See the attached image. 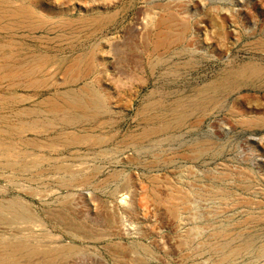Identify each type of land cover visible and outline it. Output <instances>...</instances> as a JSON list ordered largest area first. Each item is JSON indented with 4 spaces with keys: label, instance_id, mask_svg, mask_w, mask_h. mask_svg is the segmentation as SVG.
<instances>
[{
    "label": "rangeland",
    "instance_id": "obj_1",
    "mask_svg": "<svg viewBox=\"0 0 264 264\" xmlns=\"http://www.w3.org/2000/svg\"><path fill=\"white\" fill-rule=\"evenodd\" d=\"M0 6L1 14L26 6L37 17L36 28L0 23V143L47 160L24 174L41 176L40 184L12 183L0 165V203L16 201L38 220L1 224L0 234L36 241L46 233L57 249H75L55 264L264 262L232 252L249 236L264 244V0H0ZM166 19L172 40L155 50ZM86 64L93 72L80 75ZM84 87L104 102L94 119L68 111L67 101ZM52 99L61 105H49ZM76 137L86 140L62 143ZM199 143L205 147L198 155ZM55 163L90 182L58 188L49 172Z\"/></svg>",
    "mask_w": 264,
    "mask_h": 264
},
{
    "label": "bare ground",
    "instance_id": "obj_2",
    "mask_svg": "<svg viewBox=\"0 0 264 264\" xmlns=\"http://www.w3.org/2000/svg\"><path fill=\"white\" fill-rule=\"evenodd\" d=\"M5 5L2 3V6ZM11 5V4H10ZM1 7V6H0ZM6 7V6H5ZM18 8V7H17ZM25 9H19L18 12H4V13H0V23L3 24L6 28H14V27H20V26H30V25H34L32 24V19L34 15V13H31L30 12V9H27L26 10V6L24 7ZM3 9V8H2ZM5 9V8H4ZM3 9V10H4ZM11 11V9H9ZM4 11H7L4 10ZM1 12V11H0ZM33 12V11H32ZM33 14V15H32ZM40 17V16H39ZM37 18V17H35ZM35 21V20H34ZM38 21V20H36ZM35 21V23H36ZM39 21H42V20H39ZM168 20H163L161 22V26L164 25V29L161 31L159 30L157 32L158 36H157V41H153L155 42V46L153 47L155 50H158L160 49L161 47H164L167 45L168 43V40H169V37L170 35L172 34L170 31H169V27H171V23L169 25V22H167ZM38 23V22H37ZM66 24V23H64ZM36 25V24H35ZM34 25V26H35ZM37 26V25H36ZM36 26L34 28H36ZM33 27V26H32ZM31 27V28H32ZM24 28V27H23ZM188 28V27H187ZM15 29V28H14ZM27 29V28H26ZM17 30V29H15ZM19 30V29H18ZM180 33V32H179ZM177 34V33H176ZM184 35V33H182ZM182 34H178L177 37L174 39L175 41H179L182 39L183 35ZM172 38V37H171ZM172 40V39H171ZM169 40V42L171 41ZM152 42V43H153ZM169 44V43H168ZM170 45V44H169ZM168 46V45H167ZM172 46V44H171ZM169 47V46H168ZM90 58V57H89ZM88 58V59H89ZM78 59V58H77ZM76 59V60H77ZM80 59V58H79ZM82 59V58H81ZM80 59V60H81ZM77 60L78 62H73L74 64L75 63H78V65L80 63H82V60ZM91 60V59H90ZM90 64L92 62H89ZM88 63V60H87V64ZM86 64V65H87ZM44 65V64H42ZM72 65V64H71ZM78 65L76 67H78ZM94 65V64H92ZM10 66V65H9ZM8 66V68H9ZM83 66V65H82ZM69 67H71L69 65ZM74 66H72L71 68H73ZM75 67V68H76ZM24 68V67H23ZM46 68V67H45ZM68 69V70H72V69ZM81 68V67H80ZM94 68V66H93ZM33 69V68H32ZM37 69V68H36ZM35 69V70H36ZM40 69V68H38ZM74 69V68H73ZM86 71L85 73H83L85 70L83 69V72L80 73V75H86L88 74L89 72H91L92 70V66L91 65H87L86 66ZM33 71V72H36V71ZM44 70V69H43ZM50 70V68H49ZM32 71V70H31ZM31 71H29L31 73ZM42 71V70H41ZM40 71V72H41ZM79 71V69H78ZM81 71V70H80ZM79 71V72H80ZM69 72V71H68ZM67 72V74H69ZM79 72H76L75 74L79 73ZM93 72V71H92ZM26 73V72H25ZM24 73V75H25ZM27 72L26 76L28 74H30ZM39 73V72H38ZM37 73V74H38ZM40 74V73H39ZM23 75V76H24ZM32 73L29 75L31 76ZM43 75V74H42ZM74 75V74H72ZM79 75V77H80ZM91 75V74H90ZM22 76V75H21ZM77 76L76 77V80L78 78V74L75 75ZM74 76V78H75ZM89 76V75H88ZM25 77V76H24ZM23 77V79H24ZM73 77V76H71ZM70 77V78H71ZM87 77V76H86ZM90 77V76H89ZM87 77V78H89ZM21 78V77H20ZM49 78V77H47ZM46 78V79H47ZM51 78V77H50ZM53 78V77H52ZM73 78V79H74ZM86 79V78H85ZM42 82L44 84H46L44 81L45 79L42 78ZM72 80V78H71ZM80 81V79H78ZM77 80V81H78ZM70 82V81H69ZM39 82H37L36 84H38ZM74 83V82H73ZM72 83V84H73ZM41 84V82H40ZM35 85V84H34ZM39 85V84H38ZM42 85V84H41ZM40 85V86H41ZM88 85V84H87ZM86 86V85H85ZM89 86V85H88ZM32 87V85H31ZM36 87V85H35ZM38 88V86H37ZM83 88V87H81ZM83 91V93H82ZM81 93L82 95L81 96H75V97H71L69 98L70 100L67 101L68 103V111L71 113H75V114H84L86 117H89L91 119H94L95 117L99 116L100 114L104 113L103 109H104V102L102 100V98L97 94V93H94V91H91L90 90V87H84V90L82 89ZM13 99V98H12ZM50 99V97L48 98V100ZM54 99V98H53ZM52 99V100H53ZM63 99V98H62ZM26 100V99H25ZM51 100V99H50ZM49 100V101H50ZM55 100V99H54ZM54 100H53V103L49 102L48 104L49 105H52V104H55L54 103ZM63 101V100H62ZM65 103H66V100H64ZM25 102V101H24ZM47 103V102H46ZM57 103V102H56ZM60 103V102H59ZM64 103V102H63ZM66 103V105H67ZM36 105V104H35ZM42 105V104H41ZM40 105V106H41ZM44 105V103H43ZM48 105V106H49ZM57 105H61L60 104H57ZM57 105L55 104V106L57 107ZM39 106V107H40ZM46 106V105H45ZM53 106V105H52ZM54 107V108H56ZM48 108V107H47ZM50 108V107H49ZM48 108V109H49ZM60 108V107H59ZM62 108V107H61ZM64 108V107H63ZM28 109V108H27ZM45 109V108H44ZM52 109V108H51ZM58 108H56V111H57ZM64 110V109H63ZM50 111V110H49ZM53 111V110H52ZM55 111V110H54ZM53 111V112H54ZM61 111V110H60ZM59 110L57 112L59 113H63V111L60 112ZM44 112V111H43ZM65 112H66V109H65ZM55 113V112H54ZM72 117V116H71ZM81 117V116H80ZM72 120V118H71ZM75 120V119H74ZM252 120V119H250ZM105 121V120H104ZM249 122V121H247ZM246 122V123H247ZM26 123V122H25ZM69 123V122H68ZM103 123V122H102ZM102 123H100V125H102ZM105 123H108L107 121ZM86 124V123H85ZM84 124V125H85ZM259 124V123H258ZM111 125V124H110ZM246 125V124H245ZM253 125V124H252ZM104 127V125H102ZM106 126V125H105ZM247 126H249L247 124ZM70 127V126H69ZM14 128V127H13ZM12 128V129H13ZM100 128V127H99ZM18 129V128H17ZM165 129V128H164ZM149 130V129H148ZM161 130V128H160ZM18 131V130H17ZM151 131V130H150ZM157 131V130H156ZM165 131V130H164ZM19 132V131H18ZM21 132V131H20ZM19 132V133H20ZM145 132V131H144ZM162 132V131H160ZM69 133V132H68ZM73 134V132H71ZM70 133V134H71ZM76 133V132H75ZM68 134V135H70ZM142 134V133H141ZM18 135V134H17ZM151 135V134H150ZM152 135H154L152 133ZM84 136V135H83ZM86 136V135H85ZM87 136H91L90 134L87 135ZM86 136V137H87ZM96 136V135H95ZM61 137V136H60ZM65 137V136H64ZM81 137V136H80ZM87 137V140L88 138ZM147 137V136H146ZM151 137V136H150ZM59 138V137H58ZM62 138V137H61ZM60 138V139H61ZM67 138V137H66ZM65 138V139H66ZM77 138V137H76ZM133 138V137H132ZM137 138H140V137H137ZM136 138V139H137ZM145 138V137H142L141 138V141L142 139ZM99 139V138H98ZM114 139V138H113ZM130 139V138H129ZM56 141H58L57 137L56 139H53ZM86 140V138L84 139L83 138H77V139H73V138H68L66 139L64 142H62L63 144H65L66 146H69V145H72L73 143H78V142H81L83 144V142ZM97 140V139H96ZM94 141L93 139L91 140L92 144H97L98 141ZM103 141V140H102ZM131 141V140H130ZM136 141V140H135ZM123 142V141H122ZM131 142H134L133 140ZM139 142V141H137ZM30 143V142H29ZM59 143V142H58ZM99 143V142H98ZM128 143V142H127ZM126 143V144H127ZM136 143V142H135ZM28 144V143H27ZM86 144V142L84 143ZM125 144V143H124ZM26 145V144H25ZM34 145V144H33ZM74 145V144H73ZM79 146V143L77 144ZM197 145V144H196ZM28 146V145H26ZM25 146V147H26ZM32 145L28 146V147H31ZM37 145H35L36 147ZM38 146L41 147V145L38 144ZM37 146V147H38ZM75 146V145H74ZM34 147V146H33ZM205 145L204 144H201L199 143V145L195 146V150L197 152V154H201L203 149H204ZM50 149V148H49ZM18 150V149H17ZM25 151V150H24ZM107 152V151H106ZM193 152V151H192ZM21 153V152H20ZM102 153V152H101ZM104 153V151H103ZM97 154V153H96ZM101 155V154H100ZM99 155V156H100ZM106 155V154H105ZM108 155V154H107ZM0 156H2V158H4V163H1L0 162V165H2V167L4 169H6L7 171L10 172V175L7 176V180H9L10 182L12 183H19L21 181H18L20 179H24V174H28V173H33V172H37L39 170V168L43 165V162L47 161L46 158H43V157H40V156H36L35 154L33 153H26L24 152V154L22 156L18 155L15 153V150L12 146H8L7 144H4V143H0ZM102 156V155H101ZM98 157V156H97ZM67 160V159H66ZM112 163V162H111ZM78 164V163H77ZM81 165V164H80ZM70 165L68 166H65L61 163H55L54 165H52L51 167V170H49L50 173H52L56 179V186L58 188H66L67 189H71L73 187H75L76 185H79V186H84V185H87L88 184V181L90 182L89 180V177H83L84 178H81L79 181H76L77 180V177H76V173L77 171L74 170L73 167H69ZM76 166V165H75ZM88 167V166H87ZM77 168H78V165H77ZM85 168V167H84ZM97 168V167H95ZM80 170V169H79ZM46 170H44L45 172ZM81 172H83V170L81 169L80 170ZM93 171V169H92ZM43 171L41 173H44ZM40 172L37 174V176H39V174H41ZM47 173V172H46ZM86 173V172H85ZM87 174V173H86ZM61 175H64V176H61ZM93 175V174H92ZM78 176V175H77ZM89 176V175H87ZM31 177V176H30ZM40 180H35L36 182H38L39 184L42 183L43 181H41V176H39ZM80 177V175H79ZM50 178V177H49ZM27 179L28 182H35L33 181L32 179H28V178H25V180ZM36 179V178H34ZM38 179V178H37ZM44 179V178H43ZM53 180V179H52ZM53 181V182H54ZM50 183V182H49ZM78 183V184H77ZM43 190V189H42ZM46 192V191H45ZM37 191H33L32 192V195L36 194ZM40 194V193H39ZM252 194V193H251ZM177 195V194H175ZM174 195V196H175ZM227 195V194H226ZM242 195V194H241ZM35 196V195H34ZM173 196V197H174ZM213 196V195H212ZM176 197V196H175ZM180 197V196H179ZM225 197V196H223ZM236 197V196H235ZM46 198V197H45ZM178 198V197H177ZM243 199V198H242ZM255 201V200H254ZM171 203V202H170ZM173 203H176L173 201ZM175 205V204H174ZM171 206V205H170ZM251 208V207H250ZM60 210V209H59ZM54 214V212L52 213ZM58 216L60 215H52L53 218H55L56 221H58L60 218L62 217H59ZM250 218V217H249ZM254 219V218H253ZM25 221V222H28V223H36L38 222L37 218L34 217V215L31 213V211L29 209H27L26 207H24V205L18 203V202H12V203H9V204H2L0 203V225L1 224H5V225H8V224H13V223H16V222H19V221ZM251 220V219H250ZM259 223H260V219H258ZM255 223V222H254ZM257 223V222H256ZM264 231V230H263ZM263 233V232H262ZM260 233V234H262ZM43 237H45L46 239H38L36 241H33L32 239H26V238H22L21 235L18 236V237H15V239H7L5 236H3L2 234H0V264H22L23 262H29L28 264H36L35 262V259H37V257L39 258H42V259H48V260H52V262H54V264L56 263V261L58 260L57 258H60L59 256L61 255L62 257L64 256H67L68 254H71L72 252H74L75 249H73L72 247H67V248H59L57 249L56 247H54V245L48 243V235H46V233H43ZM246 234V233H245ZM255 234V233H254ZM259 235V234H258ZM258 237V236H256ZM262 237V236H261ZM260 237V238H261ZM264 237V235H263ZM239 238V237H238ZM256 239V238H254ZM252 237H246V239H242L243 241L238 243L235 248L232 250L233 254H235V257H243L244 255H251L254 260H259V262L261 261L260 259L263 260L264 258V244L258 246L255 244V241ZM262 239V238H261ZM259 240V239H257ZM241 241V240H240ZM261 241V240H260ZM262 243V242H261ZM260 243V244H261ZM59 246V245H58ZM76 246V245H75ZM80 249V248H79ZM75 254V253H74ZM148 254V253H147ZM69 256V255H68ZM250 256V257H251ZM36 257V258H35ZM247 257V256H246ZM33 258H35L33 260ZM46 259V260H47ZM57 259V260H56ZM62 259V258H60ZM59 259V260H60ZM249 260L251 259V262H252V258H248ZM38 260V259H37ZM39 261V260H38ZM240 261V260H239ZM244 261V260H243ZM31 262V263H30ZM242 262V261H241ZM245 262V261H244ZM249 262V261H248ZM250 262V263H251ZM258 262V261H257ZM220 263V262H219ZM237 264V263H236ZM248 264V263H247ZM255 264V262H254ZM261 264H264V262L262 263L261 261Z\"/></svg>",
    "mask_w": 264,
    "mask_h": 264
}]
</instances>
